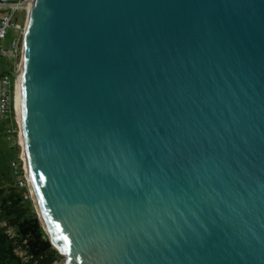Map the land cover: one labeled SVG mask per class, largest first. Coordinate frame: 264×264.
Instances as JSON below:
<instances>
[{
  "label": "water",
  "instance_id": "water-1",
  "mask_svg": "<svg viewBox=\"0 0 264 264\" xmlns=\"http://www.w3.org/2000/svg\"><path fill=\"white\" fill-rule=\"evenodd\" d=\"M28 4L12 77L63 264H264V0Z\"/></svg>",
  "mask_w": 264,
  "mask_h": 264
},
{
  "label": "built area",
  "instance_id": "built-area-1",
  "mask_svg": "<svg viewBox=\"0 0 264 264\" xmlns=\"http://www.w3.org/2000/svg\"><path fill=\"white\" fill-rule=\"evenodd\" d=\"M25 0H0V12L17 8V4ZM12 14H4L0 17V41L3 42L7 35V28L12 27L18 32V38L9 47L0 45V124L3 125L5 134L11 136L15 142L18 153V161L11 164L12 170L18 181L16 188L20 191L23 202H31L35 207V201L28 183L25 164L24 149L20 136V115L17 107L18 98V78H13L12 74L19 73L22 54L24 29L20 24H13ZM12 66V69L10 67ZM36 209V207H35Z\"/></svg>",
  "mask_w": 264,
  "mask_h": 264
},
{
  "label": "trees",
  "instance_id": "trees-1",
  "mask_svg": "<svg viewBox=\"0 0 264 264\" xmlns=\"http://www.w3.org/2000/svg\"><path fill=\"white\" fill-rule=\"evenodd\" d=\"M17 189H9L7 195L0 190V217L10 228L14 229L11 237L0 228V264L20 262L15 255L19 250L27 260L25 264H58L63 261L53 248L31 202L22 201Z\"/></svg>",
  "mask_w": 264,
  "mask_h": 264
},
{
  "label": "rangeland",
  "instance_id": "rangeland-1",
  "mask_svg": "<svg viewBox=\"0 0 264 264\" xmlns=\"http://www.w3.org/2000/svg\"><path fill=\"white\" fill-rule=\"evenodd\" d=\"M12 23L20 24L24 29L25 23L28 17L27 9H19L16 8L13 12L12 9H7L3 12H0V17L4 14H12ZM18 38V32L14 30L12 27L7 28V35L3 42L0 41V45L7 48L9 45ZM12 69V66L10 67ZM18 161V153L15 148L14 139L11 136H7L5 134L3 125L0 124V190L5 191V195H7L9 189H17V181L18 176H16L12 170L11 164L13 162ZM16 193L20 194V191L16 190ZM28 204V202H26ZM33 205V203H32ZM35 213L37 214V210L33 206ZM38 216V215H37ZM0 228L5 229V232L9 234L11 237L14 236V229L7 226L4 220L0 217ZM15 255L19 258L20 262L25 264L27 261L24 257V253L17 250L15 251ZM64 260L58 264H63ZM11 264H18L16 261Z\"/></svg>",
  "mask_w": 264,
  "mask_h": 264
},
{
  "label": "bare ground",
  "instance_id": "bare-ground-1",
  "mask_svg": "<svg viewBox=\"0 0 264 264\" xmlns=\"http://www.w3.org/2000/svg\"><path fill=\"white\" fill-rule=\"evenodd\" d=\"M30 8H31V4H28V5L26 6V9H27V12H28V14H29ZM27 18H28V17H27ZM18 80H19V85H18V98H17V107H18V109H20V102H19V93H20V78H18Z\"/></svg>",
  "mask_w": 264,
  "mask_h": 264
},
{
  "label": "snow or ice",
  "instance_id": "snow-or-ice-1",
  "mask_svg": "<svg viewBox=\"0 0 264 264\" xmlns=\"http://www.w3.org/2000/svg\"><path fill=\"white\" fill-rule=\"evenodd\" d=\"M67 239H68L67 237H64V240H65V241H67Z\"/></svg>",
  "mask_w": 264,
  "mask_h": 264
}]
</instances>
